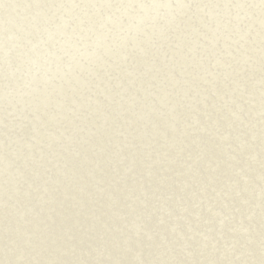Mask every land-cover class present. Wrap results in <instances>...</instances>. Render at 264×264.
Listing matches in <instances>:
<instances>
[{"label":"rangeland","instance_id":"obj_1","mask_svg":"<svg viewBox=\"0 0 264 264\" xmlns=\"http://www.w3.org/2000/svg\"><path fill=\"white\" fill-rule=\"evenodd\" d=\"M153 2L0 0V264L264 262V0ZM56 25L103 45L33 77Z\"/></svg>","mask_w":264,"mask_h":264},{"label":"clouds","instance_id":"obj_2","mask_svg":"<svg viewBox=\"0 0 264 264\" xmlns=\"http://www.w3.org/2000/svg\"><path fill=\"white\" fill-rule=\"evenodd\" d=\"M128 4L124 7L123 11L117 9L120 14L117 16L115 13L109 17V22L119 26L120 31L124 33L142 31V25L149 18L155 19L156 17L164 18L173 16L181 11L184 7L180 0H164L163 3L153 2L149 4H140L138 7ZM155 14V15H153ZM127 21V23H125ZM60 25L54 26L55 30L46 28L47 39H39L36 43L28 41L31 45L30 48L24 53L27 57V63L31 65L28 71L35 77L37 73L44 69L45 71L51 70L53 64L59 69L64 65L67 59L68 67H71L73 62H79L80 58H87L96 54V49L103 45L104 37L97 36L93 42V51L81 50L71 37H65L66 33L62 31ZM26 45L20 44L15 36H9L6 41L0 42V52L7 58L8 67L13 69V53L17 48H24ZM43 50L42 52L40 50ZM47 66V67H45ZM35 69V72H33ZM18 69H14L16 71Z\"/></svg>","mask_w":264,"mask_h":264},{"label":"snow or ice","instance_id":"obj_3","mask_svg":"<svg viewBox=\"0 0 264 264\" xmlns=\"http://www.w3.org/2000/svg\"><path fill=\"white\" fill-rule=\"evenodd\" d=\"M132 6H133V7H135V5H134V4H133ZM262 264H264V262H262Z\"/></svg>","mask_w":264,"mask_h":264},{"label":"bare ground","instance_id":"obj_4","mask_svg":"<svg viewBox=\"0 0 264 264\" xmlns=\"http://www.w3.org/2000/svg\"><path fill=\"white\" fill-rule=\"evenodd\" d=\"M180 104V103H179ZM6 164V163H5Z\"/></svg>","mask_w":264,"mask_h":264}]
</instances>
